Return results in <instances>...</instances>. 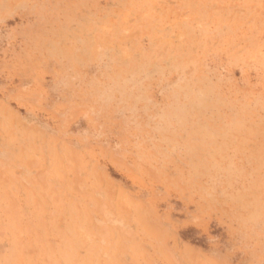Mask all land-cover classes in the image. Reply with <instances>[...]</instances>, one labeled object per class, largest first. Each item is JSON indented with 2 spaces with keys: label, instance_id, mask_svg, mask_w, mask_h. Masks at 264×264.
<instances>
[{
  "label": "rangeland",
  "instance_id": "rangeland-1",
  "mask_svg": "<svg viewBox=\"0 0 264 264\" xmlns=\"http://www.w3.org/2000/svg\"><path fill=\"white\" fill-rule=\"evenodd\" d=\"M0 264H264V0H0Z\"/></svg>",
  "mask_w": 264,
  "mask_h": 264
}]
</instances>
